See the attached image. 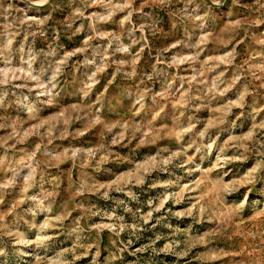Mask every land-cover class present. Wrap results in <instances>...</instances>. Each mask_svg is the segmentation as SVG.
Returning a JSON list of instances; mask_svg holds the SVG:
<instances>
[{
  "label": "rangeland",
  "instance_id": "rangeland-1",
  "mask_svg": "<svg viewBox=\"0 0 264 264\" xmlns=\"http://www.w3.org/2000/svg\"><path fill=\"white\" fill-rule=\"evenodd\" d=\"M209 1L0 0V264H264V0Z\"/></svg>",
  "mask_w": 264,
  "mask_h": 264
},
{
  "label": "water",
  "instance_id": "water-1",
  "mask_svg": "<svg viewBox=\"0 0 264 264\" xmlns=\"http://www.w3.org/2000/svg\"><path fill=\"white\" fill-rule=\"evenodd\" d=\"M209 4L214 5V3H211L209 0H207Z\"/></svg>",
  "mask_w": 264,
  "mask_h": 264
},
{
  "label": "bare ground",
  "instance_id": "bare-ground-1",
  "mask_svg": "<svg viewBox=\"0 0 264 264\" xmlns=\"http://www.w3.org/2000/svg\"><path fill=\"white\" fill-rule=\"evenodd\" d=\"M29 252V251H28ZM30 254V253H29Z\"/></svg>",
  "mask_w": 264,
  "mask_h": 264
}]
</instances>
